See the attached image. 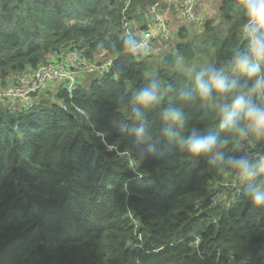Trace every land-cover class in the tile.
<instances>
[{"label":"trees","instance_id":"trees-1","mask_svg":"<svg viewBox=\"0 0 264 264\" xmlns=\"http://www.w3.org/2000/svg\"><path fill=\"white\" fill-rule=\"evenodd\" d=\"M157 1L170 12L178 6L176 0H0L1 85L16 83L55 50L81 45L91 60L113 59L111 71L95 73L89 83L79 77L72 94L53 83L32 108L0 105V264H43L40 242L54 264H264V205L248 196L257 183L264 190V137L233 136L219 112L251 87L230 64L247 47L243 0H216L219 15L191 31L183 26L154 72L152 54H132L124 40L142 39ZM170 1L177 2L173 9ZM210 67L224 68L229 84L243 87L200 99L195 78ZM153 81L162 98L145 106L137 93ZM253 99L264 104V96ZM170 108L183 113V128L166 116ZM193 130L227 140L219 149L225 160L242 157L241 143L259 150L256 175L241 179L238 192L228 189L231 197L236 192L228 204L210 197L239 170L181 148L180 138ZM129 154L138 160L135 169Z\"/></svg>","mask_w":264,"mask_h":264},{"label":"clouds","instance_id":"clouds-1","mask_svg":"<svg viewBox=\"0 0 264 264\" xmlns=\"http://www.w3.org/2000/svg\"><path fill=\"white\" fill-rule=\"evenodd\" d=\"M243 9L247 17V23L243 26L246 33V50L237 51L231 58L233 69L246 75L250 82L249 95L233 94L231 107L223 105L219 112L224 117L221 127L228 133L239 138H246L249 134L257 138L264 137V104L258 103L253 97L264 96V0H243ZM141 47L139 42L131 35L124 40V48L135 54ZM228 75L224 68L210 67L199 72L195 78V91L202 100L210 99L214 93H230L243 87L233 80L228 82ZM137 100L145 106L159 103L162 98L158 81L151 82L146 88L137 93ZM166 116L181 128L185 119L182 112L175 108L166 111ZM181 148H186L195 157H207L214 155L213 163L224 165L239 170L242 180H250L256 175L257 164L249 163V158L229 157L225 160V154L219 149L227 144V140L216 135L198 136L195 131L186 138L179 140ZM221 170H223L221 168ZM236 189V188H235ZM248 196L256 205H264V190L257 183L248 189ZM211 203V202H210Z\"/></svg>","mask_w":264,"mask_h":264},{"label":"built area","instance_id":"built-area-1","mask_svg":"<svg viewBox=\"0 0 264 264\" xmlns=\"http://www.w3.org/2000/svg\"><path fill=\"white\" fill-rule=\"evenodd\" d=\"M177 2L180 16L184 22L194 26L204 25L209 14L207 5L203 0H177ZM168 12V10L163 9L160 1L151 5L152 27L143 32L142 39L138 41L141 45L138 50L153 51L152 40L157 37L167 42L173 38V31L168 25ZM124 27L130 34L132 33L128 21L124 22ZM112 67L113 59L99 61L87 58L81 45L55 50L47 55V61L39 68L21 74L16 83L7 86L0 84V103L13 111H18L23 107L32 108L35 105L36 98L53 83H63L64 88L72 94L76 89L79 77L85 73L104 74L111 71ZM239 150L242 156L249 158L250 164L256 163L259 157L257 148L241 143ZM129 157L128 164L135 169L138 165V160L130 154ZM240 180V173L238 172L233 182L224 183L225 187L210 197V202L212 204L218 203L220 201L219 195L223 190L230 187L237 188ZM195 238L196 245L199 246L201 238L199 236H195ZM232 258L234 259L235 256L232 255Z\"/></svg>","mask_w":264,"mask_h":264},{"label":"rangeland","instance_id":"rangeland-1","mask_svg":"<svg viewBox=\"0 0 264 264\" xmlns=\"http://www.w3.org/2000/svg\"><path fill=\"white\" fill-rule=\"evenodd\" d=\"M177 1V0H176ZM176 1H170L169 5L170 8L173 9V5L176 4ZM204 2V1H203ZM205 3V2H204ZM207 5L208 8V14L209 16L211 15H219L218 13H216L214 6L217 5L216 0H210V2L205 3ZM219 8V7H217ZM208 17V16H207ZM216 17V16H215ZM168 25L171 27L172 31H173V38L170 41H166L160 37H157L155 39L152 40V44L154 46L153 51H151L150 53L152 54L151 56V64L154 67L153 71L155 72L157 70V68L160 65V61L161 59L170 51L174 50L175 46H176V41L179 40L180 38H178L176 36L177 31L179 32V30L183 27H189L190 31L194 28V25L186 23L182 20L181 16H180V11L178 10V7L176 8V10L173 11H169L168 12ZM188 28V30H189ZM94 73H85L84 74V79L85 82L89 83L93 77ZM80 76V75H79ZM57 83V82H56ZM3 106V104H1ZM243 184L239 185V187H237L235 189L236 192H238L241 188H242ZM228 189L225 188L223 190V192L219 195L220 201L218 203H223V204H228L229 201L231 200V198L234 200L235 196H236V192L233 193L232 197H231V192H228ZM229 194V196L227 194ZM231 197V198H229Z\"/></svg>","mask_w":264,"mask_h":264},{"label":"water","instance_id":"water-1","mask_svg":"<svg viewBox=\"0 0 264 264\" xmlns=\"http://www.w3.org/2000/svg\"><path fill=\"white\" fill-rule=\"evenodd\" d=\"M37 252L43 264H54L51 258V254L49 252V248L45 242H40L37 245Z\"/></svg>","mask_w":264,"mask_h":264},{"label":"crops","instance_id":"crops-1","mask_svg":"<svg viewBox=\"0 0 264 264\" xmlns=\"http://www.w3.org/2000/svg\"><path fill=\"white\" fill-rule=\"evenodd\" d=\"M10 84H13V81L10 83ZM2 103H0V105H1ZM2 106V105H1ZM3 107H5L4 105H3Z\"/></svg>","mask_w":264,"mask_h":264}]
</instances>
